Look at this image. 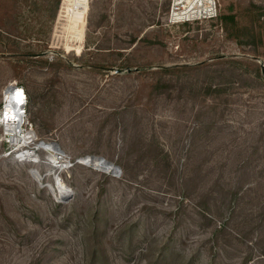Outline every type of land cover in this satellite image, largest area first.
<instances>
[{"label": "rangeland", "instance_id": "1", "mask_svg": "<svg viewBox=\"0 0 264 264\" xmlns=\"http://www.w3.org/2000/svg\"><path fill=\"white\" fill-rule=\"evenodd\" d=\"M171 3L0 0V264H264V0Z\"/></svg>", "mask_w": 264, "mask_h": 264}, {"label": "bare ground", "instance_id": "2", "mask_svg": "<svg viewBox=\"0 0 264 264\" xmlns=\"http://www.w3.org/2000/svg\"><path fill=\"white\" fill-rule=\"evenodd\" d=\"M173 1L176 3H179L181 0H173ZM201 1H203V0H199V3ZM204 1L208 4H212V2H213V0H204ZM10 86H13V85L11 84ZM13 90H14V87L11 88V91L4 93L5 101L8 103H7V105H5V108L3 109V111L5 113V117H6L4 125H5V128L7 129L6 130L7 133H9L11 136L10 137L11 142L14 145H16L18 148H22V150L24 151L23 155H24L27 163H30L32 165L40 163L39 158L36 155L37 151L40 150V151H43L46 153L48 162H51L50 167H52L54 169H58V170L64 169V167H63V163H65V162H63L64 157H62V153H61V151L57 145H56L57 146L56 150H52L51 148L45 149L44 146L48 142L47 143L46 142H38V141H36V137L32 132L22 133L20 131L21 121L17 118V116H16V114H15V112H14V110L10 104L11 103L10 102L11 101L10 95H12ZM17 90H21V89H17ZM22 97H23V92H22ZM22 97H21V99H22ZM19 102H21V101L16 100V101H14V104L17 105ZM27 146H32V147L27 148ZM50 155H53V156H50ZM93 158H96V157H93ZM93 158L92 157H86V158H84V160L88 161V160H92ZM102 161L104 163L110 164L104 160H102ZM105 166H107V165H105ZM93 167H95V166H93ZM32 169H35V168H32ZM115 170H116V168H114V166L111 164L110 170H108V172H115Z\"/></svg>", "mask_w": 264, "mask_h": 264}, {"label": "built area", "instance_id": "3", "mask_svg": "<svg viewBox=\"0 0 264 264\" xmlns=\"http://www.w3.org/2000/svg\"><path fill=\"white\" fill-rule=\"evenodd\" d=\"M213 14V15H212ZM215 17V6L214 3L208 4L204 0L199 3V0H181L179 3H176L172 0V3L169 7V10L167 11L165 15V23L168 26L173 25H181L186 24L190 22H194L196 20L200 19H206V18H212ZM9 88H5L4 93L11 91V88L14 87V90L12 91V95H10V104L17 116V118L21 121L20 124V131L23 133L22 126L25 124V110L24 107L26 105V97L24 95V91L22 88L17 86H8ZM17 89H21L23 92V97L21 99V102H19L17 105L14 104L15 99V92ZM3 93V94H4ZM14 95V96H13ZM8 102L5 101V95H3V101H2V107L0 110V125L5 128V113L3 109L5 108V105H7ZM3 122V123H2ZM6 129V128H5ZM7 130V129H6ZM7 132V131H6ZM27 133V132H25ZM5 136H10L9 133H4ZM21 158L22 161H26L25 157L22 154L18 156Z\"/></svg>", "mask_w": 264, "mask_h": 264}, {"label": "clouds", "instance_id": "4", "mask_svg": "<svg viewBox=\"0 0 264 264\" xmlns=\"http://www.w3.org/2000/svg\"><path fill=\"white\" fill-rule=\"evenodd\" d=\"M21 97H22V91L21 90H17L15 93V99L17 101H21Z\"/></svg>", "mask_w": 264, "mask_h": 264}, {"label": "water", "instance_id": "5", "mask_svg": "<svg viewBox=\"0 0 264 264\" xmlns=\"http://www.w3.org/2000/svg\"><path fill=\"white\" fill-rule=\"evenodd\" d=\"M6 88H9L8 86ZM93 158V157H92ZM103 160V159H102Z\"/></svg>", "mask_w": 264, "mask_h": 264}]
</instances>
